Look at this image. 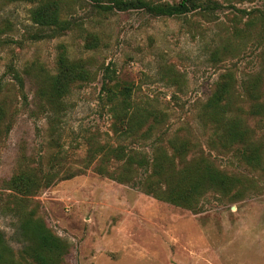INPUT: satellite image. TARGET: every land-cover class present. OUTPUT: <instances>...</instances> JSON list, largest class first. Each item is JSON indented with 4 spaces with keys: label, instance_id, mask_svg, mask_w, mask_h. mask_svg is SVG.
Returning <instances> with one entry per match:
<instances>
[{
    "label": "rangeland",
    "instance_id": "374dc122",
    "mask_svg": "<svg viewBox=\"0 0 264 264\" xmlns=\"http://www.w3.org/2000/svg\"><path fill=\"white\" fill-rule=\"evenodd\" d=\"M212 1L219 9L167 18L60 0L71 29L51 38L32 21L34 1L0 0V233L18 262L35 264L22 254L25 213L66 244L61 264H264V0ZM64 55L83 66L85 80L67 85L61 105L52 106L46 96ZM106 68L133 86L137 105L164 114L151 139L131 145L114 135L102 91ZM226 73L235 78L234 114L249 134L229 150L203 117ZM254 84L258 101L248 91ZM182 140L190 142L188 160L207 158L237 176L241 193L207 194L191 211L99 175L92 169L99 162L89 161L102 146L150 152ZM248 146L259 150V165L244 160ZM24 169L83 173L26 195L8 187Z\"/></svg>",
    "mask_w": 264,
    "mask_h": 264
},
{
    "label": "trees",
    "instance_id": "16d2710c",
    "mask_svg": "<svg viewBox=\"0 0 264 264\" xmlns=\"http://www.w3.org/2000/svg\"><path fill=\"white\" fill-rule=\"evenodd\" d=\"M38 4L31 10L34 24L48 30L51 38L59 37L71 29V22L61 19L60 0H31ZM97 11L107 14L113 12L142 11L153 17H181L191 12L203 10L210 13L219 9L212 0H180L178 3H165L154 0H87ZM59 73L53 77L51 95L46 96L52 106L61 105L67 93V85L84 81L79 67L64 56H59ZM113 71L106 68L102 91L110 104L111 129L115 136L131 145L138 141L151 139L164 114L161 111L137 105L133 100V86L121 84L113 78ZM235 78L226 73L219 78L215 89L203 106L204 123L215 129L218 145L229 150L237 144L248 141L249 134L244 120L234 114L233 92ZM258 85L249 87L255 100L260 99ZM43 97V94L40 95ZM261 104L253 105V112L260 113ZM6 111L0 106V137ZM168 148L157 145L150 152H143L130 145L118 143L102 146L89 152L90 164L94 172L107 176L122 184L138 186L148 195L177 207L196 211L200 201L207 194H240L237 191L241 180L217 167L207 158L188 160L190 142L170 141ZM106 149V150H105ZM249 165L261 163L259 150L246 147L242 154ZM83 173L72 169H51L47 172L21 170L8 183L9 189L26 195L35 194L40 189L50 188L58 181L70 179ZM21 236L25 242L22 254L35 264H61L68 247L58 238L40 218L23 213L20 217ZM0 264H22L15 259L5 237L0 233Z\"/></svg>",
    "mask_w": 264,
    "mask_h": 264
}]
</instances>
